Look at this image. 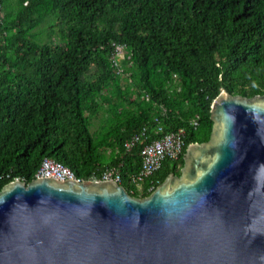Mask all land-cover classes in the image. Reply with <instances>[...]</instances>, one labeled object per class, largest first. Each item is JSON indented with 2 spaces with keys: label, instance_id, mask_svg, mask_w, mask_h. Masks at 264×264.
I'll list each match as a JSON object with an SVG mask.
<instances>
[{
  "label": "trees",
  "instance_id": "16d2710c",
  "mask_svg": "<svg viewBox=\"0 0 264 264\" xmlns=\"http://www.w3.org/2000/svg\"><path fill=\"white\" fill-rule=\"evenodd\" d=\"M221 90L264 95V0H0V189L47 158L82 181L117 167L119 186L148 197L208 140ZM143 126L144 142L181 130L182 148L136 185L139 146L123 144Z\"/></svg>",
  "mask_w": 264,
  "mask_h": 264
},
{
  "label": "water",
  "instance_id": "95a60500",
  "mask_svg": "<svg viewBox=\"0 0 264 264\" xmlns=\"http://www.w3.org/2000/svg\"><path fill=\"white\" fill-rule=\"evenodd\" d=\"M208 140L145 198L113 181L0 189V264H264V95L209 107Z\"/></svg>",
  "mask_w": 264,
  "mask_h": 264
},
{
  "label": "built area",
  "instance_id": "2783aa9c",
  "mask_svg": "<svg viewBox=\"0 0 264 264\" xmlns=\"http://www.w3.org/2000/svg\"><path fill=\"white\" fill-rule=\"evenodd\" d=\"M113 53L110 57L111 62L114 66L119 63L122 59L124 46L119 44H112ZM119 68L116 69L118 74ZM153 122H157L154 118ZM195 124V123H194ZM148 131L147 126H143L136 131L128 140L123 144L125 151H129L134 146H139L138 155L140 158V171L137 175L131 177V182L139 185L140 182L154 173L159 167L161 162L165 159H176L182 148V131L177 130L176 132H169L162 134L159 137L153 138L147 142H144L148 137L146 133ZM161 128L157 127L154 131V135L160 133ZM35 178L48 177L55 180H73L82 181L76 179L68 168L63 165L51 160L42 159L38 169L34 174ZM98 177V178H97ZM96 177V173H91L90 181H113L119 183L120 175L117 167H109L101 170ZM152 190L150 184L147 191Z\"/></svg>",
  "mask_w": 264,
  "mask_h": 264
},
{
  "label": "rangeland",
  "instance_id": "374dc122",
  "mask_svg": "<svg viewBox=\"0 0 264 264\" xmlns=\"http://www.w3.org/2000/svg\"><path fill=\"white\" fill-rule=\"evenodd\" d=\"M47 25L48 23L44 22L35 30L40 33V35L37 37V41L44 42L47 40L45 32V28L47 27ZM100 119V116L91 119V131L95 130L99 126Z\"/></svg>",
  "mask_w": 264,
  "mask_h": 264
}]
</instances>
